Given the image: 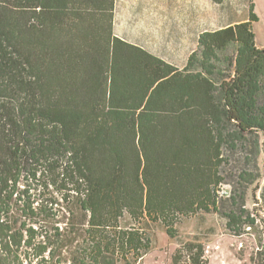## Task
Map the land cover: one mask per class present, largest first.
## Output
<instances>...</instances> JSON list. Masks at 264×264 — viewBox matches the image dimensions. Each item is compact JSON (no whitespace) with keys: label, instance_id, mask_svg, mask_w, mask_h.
<instances>
[{"label":"trees","instance_id":"1","mask_svg":"<svg viewBox=\"0 0 264 264\" xmlns=\"http://www.w3.org/2000/svg\"><path fill=\"white\" fill-rule=\"evenodd\" d=\"M85 4L0 0V264L141 258L150 241L144 229L120 227L125 212L161 222L175 238L178 214L220 212L223 149L252 138L256 157L264 148L253 2L247 21L201 34L183 71L142 51L153 89L144 107L81 90L95 85L78 80L81 36L70 19ZM240 179L258 181L251 172ZM229 199L228 229L255 226L245 193ZM260 200L264 208V186ZM184 252L187 264H205L192 243L173 264L185 263Z\"/></svg>","mask_w":264,"mask_h":264},{"label":"crops","instance_id":"2","mask_svg":"<svg viewBox=\"0 0 264 264\" xmlns=\"http://www.w3.org/2000/svg\"><path fill=\"white\" fill-rule=\"evenodd\" d=\"M74 1L86 3L70 19V31L81 36L76 40L83 53L78 80L95 85L81 90L111 97L120 107L131 102L144 107L153 90L146 91L151 80L142 51L183 71L201 34L244 21L221 13L230 10L232 0Z\"/></svg>","mask_w":264,"mask_h":264},{"label":"rangeland","instance_id":"3","mask_svg":"<svg viewBox=\"0 0 264 264\" xmlns=\"http://www.w3.org/2000/svg\"><path fill=\"white\" fill-rule=\"evenodd\" d=\"M250 2L255 4L258 21L253 24V32L257 46L264 48V0H232L230 10H222L232 21L248 20ZM229 7V6H228ZM264 143V137L261 139ZM253 138L245 147L238 146L236 150L224 148L225 163L220 171L224 184L218 188L220 212L206 213L199 210L192 215L178 214L175 221V238L170 237L165 226L145 216H131L125 212L119 220L123 229H144L150 244L149 249L139 253L144 256L135 258V251L128 254L125 260L117 258L116 264H173V256L188 243L200 244L203 249L202 260L205 264H264V208L261 205L260 193L264 186V148L256 157ZM243 172H251L258 178L254 184H246L240 179ZM256 186L260 189L255 193ZM245 193L246 208L251 217L256 220L255 226L243 227L240 231L227 227L224 213L234 207L229 199L231 193ZM256 198V199H255ZM255 200H259L256 203ZM76 209V208H75ZM75 222H79L81 213L76 209ZM64 227V224H62ZM77 229L84 230L79 226ZM237 229V228H236ZM185 251V250H184ZM187 261L186 252L180 262ZM184 264H187L186 262Z\"/></svg>","mask_w":264,"mask_h":264}]
</instances>
